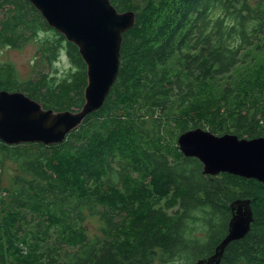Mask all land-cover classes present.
I'll return each instance as SVG.
<instances>
[{"label": "trees", "instance_id": "trees-1", "mask_svg": "<svg viewBox=\"0 0 264 264\" xmlns=\"http://www.w3.org/2000/svg\"><path fill=\"white\" fill-rule=\"evenodd\" d=\"M111 2L135 12L136 23L103 106L62 143L0 141L23 172L0 186V264H195L227 236L238 199L251 200L254 222L220 264H264V183L205 175L178 146L197 128L264 137V0ZM42 32L53 33L41 42L43 61L64 49L68 76L19 84L0 64V91H21L47 110H81L88 74L79 48L29 0H0V52Z\"/></svg>", "mask_w": 264, "mask_h": 264}, {"label": "water", "instance_id": "water-1", "mask_svg": "<svg viewBox=\"0 0 264 264\" xmlns=\"http://www.w3.org/2000/svg\"><path fill=\"white\" fill-rule=\"evenodd\" d=\"M50 27L75 44L87 65L85 104L78 112H56L23 92L0 91V140L6 145L62 143L109 96L120 71L123 35L136 23L133 11L119 12L111 0H29ZM187 157L203 164V173H228L264 183V137L216 135L202 128L178 138ZM251 200L231 204L228 234L215 253L195 264H220L228 245L243 239L254 222Z\"/></svg>", "mask_w": 264, "mask_h": 264}, {"label": "rangeland", "instance_id": "rangeland-1", "mask_svg": "<svg viewBox=\"0 0 264 264\" xmlns=\"http://www.w3.org/2000/svg\"><path fill=\"white\" fill-rule=\"evenodd\" d=\"M52 38L53 33L42 32L20 48L4 47L0 52V64L8 65L13 68L16 80L19 84L31 79L33 80L42 73L47 74L51 78L62 79L68 76L72 67L64 49H60L57 57L52 62L48 63L43 61L40 53L41 42L45 39ZM78 111L80 110L75 109L73 112ZM10 153L9 151L0 149V186L2 188L10 187L14 177L19 173H23L19 165L21 164L19 162L20 157L16 160L14 153ZM88 224L92 233L98 232L96 228L100 224L98 219H90ZM174 264H179V261Z\"/></svg>", "mask_w": 264, "mask_h": 264}, {"label": "flooded vegetation", "instance_id": "flooded-vegetation-1", "mask_svg": "<svg viewBox=\"0 0 264 264\" xmlns=\"http://www.w3.org/2000/svg\"><path fill=\"white\" fill-rule=\"evenodd\" d=\"M15 146H17V145H15Z\"/></svg>", "mask_w": 264, "mask_h": 264}]
</instances>
